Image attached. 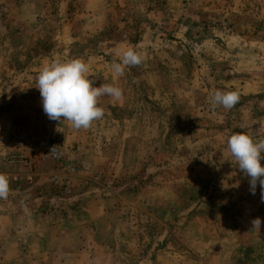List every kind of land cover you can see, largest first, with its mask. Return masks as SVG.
Here are the masks:
<instances>
[{"label":"rangeland","instance_id":"obj_1","mask_svg":"<svg viewBox=\"0 0 264 264\" xmlns=\"http://www.w3.org/2000/svg\"><path fill=\"white\" fill-rule=\"evenodd\" d=\"M128 48L146 60L113 78ZM72 59L94 86L123 89L120 102L100 98L105 115L87 130L49 120L35 87L43 67ZM216 90L240 102L212 109ZM8 105L17 127L0 173L15 211L31 195L40 212L3 250L13 264L54 252L62 264H264L261 189L251 194L227 150L241 123L264 139V0H0V118ZM43 139L61 159L38 152Z\"/></svg>","mask_w":264,"mask_h":264},{"label":"clouds","instance_id":"obj_2","mask_svg":"<svg viewBox=\"0 0 264 264\" xmlns=\"http://www.w3.org/2000/svg\"><path fill=\"white\" fill-rule=\"evenodd\" d=\"M120 61H113L110 69L113 78L122 77L126 68L140 66L146 60L143 52L128 48L118 52ZM89 66L81 59L67 62H53L43 67L36 78L35 87L39 90L44 113L51 121H67L75 130L89 129L94 121L105 115L103 107L99 106L100 98L107 95L112 103L123 99V89L109 83L94 86L95 81L88 76ZM212 109L223 107L231 110L240 102L237 91L216 90L209 96ZM241 132L230 135L227 139V150L234 158L238 169L248 179L249 191L255 195L257 185L261 189V200L264 201V139H254L260 129L255 132L246 131V123H241ZM53 151V150H52ZM51 151V152H52ZM50 152V153H51ZM11 192L10 178L0 173V199L6 200ZM24 211L29 210L21 201ZM252 228L261 229L262 220L257 217L251 221Z\"/></svg>","mask_w":264,"mask_h":264},{"label":"crops","instance_id":"obj_3","mask_svg":"<svg viewBox=\"0 0 264 264\" xmlns=\"http://www.w3.org/2000/svg\"><path fill=\"white\" fill-rule=\"evenodd\" d=\"M3 100H1L2 102ZM4 101L6 103H4ZM4 101L2 103L4 104H9L7 102L6 99H4ZM1 103V104H2ZM7 107V106H6ZM9 105L8 107L5 109L6 110V115L2 116L0 118V138L2 139H7L5 140H0V151L3 152V149H5L3 153H7L10 154L11 152H7V149L9 147H6V144L8 142V137H9V130L13 129L16 130L14 128L17 127V125H14V114L13 113H9ZM25 112H23L22 115H24ZM12 115V116H11ZM28 115H26V117H28ZM16 134V133H15ZM29 134V133H28ZM28 134H22L19 133L16 135L17 140H14L16 143L20 144L22 146H20V151L24 152L23 154H31L32 151H29V147H27L25 145V140L28 137ZM5 137V138H4ZM14 136V139H16ZM12 139V138H11ZM12 142V141H11ZM24 145V146H23ZM16 199H20V197H18V195L16 193H12L9 194L8 198L6 200L2 199V204L4 207H2V209H0V255H1V260L2 262H4L5 264H13L12 261V257L8 256V254L4 253L2 254L3 250H10V249H14L16 247L14 238H15V229L18 230L19 233H30L31 232V227H30V223L31 220L35 219L36 217L40 216V212L39 211H33L31 210V206L30 204H34L36 202V200L31 197V195H29L28 198L24 199V203L28 208V212L26 213L24 211V209H22L21 211H15L14 207L16 205ZM18 203H20L21 200H17ZM19 216L20 219L22 220L24 226L21 224L20 226H17L14 224L15 223V217ZM28 219V220H26ZM30 219V220H29ZM34 234H39L42 233L44 235L43 232H41V230L35 229V231H33ZM35 237L37 238V241H32V243H30V247L34 249L33 247H38L39 249L42 248V241H41V237L35 235ZM44 249V248H43ZM57 252H54V258L56 260L52 261L51 259H40L39 257H36L35 255H32L29 259H28V264H49V263H53V264H62L60 257H57ZM44 261V263H42Z\"/></svg>","mask_w":264,"mask_h":264},{"label":"built area","instance_id":"obj_4","mask_svg":"<svg viewBox=\"0 0 264 264\" xmlns=\"http://www.w3.org/2000/svg\"><path fill=\"white\" fill-rule=\"evenodd\" d=\"M52 131L53 130L51 129V132ZM38 152L41 153V155H43L45 158H50V159H54V160H59L62 158V153H61L60 149L58 147H56L54 144H52L51 140H49V139H43L39 142ZM8 161H10V162H25L23 157H20V156L9 157ZM72 171H75V169H72Z\"/></svg>","mask_w":264,"mask_h":264}]
</instances>
